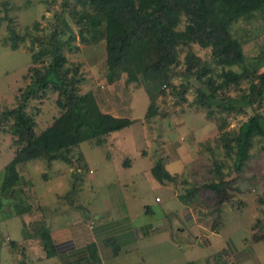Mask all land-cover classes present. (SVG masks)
<instances>
[{
  "label": "rangeland",
  "instance_id": "obj_1",
  "mask_svg": "<svg viewBox=\"0 0 264 264\" xmlns=\"http://www.w3.org/2000/svg\"><path fill=\"white\" fill-rule=\"evenodd\" d=\"M62 0H0V121L2 114L17 105L21 93L33 83L35 79L34 64L31 54L38 51L40 45L35 37L45 34L54 19V10L60 8ZM74 9L81 10L82 6L76 0L71 1ZM66 22L69 29L64 35L75 33V40H70L63 48L67 58L65 68L71 75L76 71L78 80V92L80 94L90 92L100 110L112 111L117 114L132 111V115L139 119L131 127H126L116 133L119 141L126 143L132 151L141 152L146 143L149 152H152V142L157 138L165 140L166 136L183 142L184 156L192 157L188 165L193 171L194 183L199 186L198 201L204 207L201 214L211 221L219 220L221 212L238 214L235 220L240 224L247 220L258 226V237L264 236V150L259 137H254L249 148L250 157L241 171L232 170V160L225 156L221 147H216L213 138L216 135V118L223 117L227 129H234L251 113L250 107H245L243 112L223 110L217 106L205 107L199 105V93L209 92L208 78L219 82L218 73L221 67L212 61L209 47H201L191 43L187 47L178 50V62L172 64L169 71V81L163 84L159 81L143 77L140 74L132 75L130 70H122L118 78L110 81V74L105 65V42L98 36L96 42H81L79 39L78 22L76 16L66 14ZM184 26L183 21L178 26ZM231 33L240 43L245 55L243 63L226 66L237 72L250 68L264 53V8L256 11L247 18H239L232 22ZM19 36L17 48L11 46V33ZM190 50L208 63L212 69L201 77L186 70L185 55ZM38 63L36 64V66ZM260 68H263L261 65ZM127 79L128 82H127ZM249 80L243 79L238 85H230L219 95L240 97L248 92ZM57 92L49 87L41 92L40 98L30 99L26 110L35 119L34 130L39 133L57 127L56 117L60 109L55 104ZM153 101V102H152ZM153 104L155 117H146L148 106ZM260 110L264 113V100ZM12 122H4L7 126ZM3 123V122H2ZM10 130L0 132V264H16L23 259L18 256L17 248L21 244L9 245L8 238L20 240L23 238L25 221L30 224L39 220L34 213L22 211L25 205L32 207L34 202L29 200L28 191L32 189L42 195V201L55 204L53 193L65 191L69 186L68 174H59L60 168H68L61 160H54L52 166L47 167L43 158L31 160L27 166L21 164L19 171L30 179L31 185L25 189L16 187L12 195L10 190H3V168L15 154L17 145ZM189 146V148H188ZM210 146L213 147L211 152ZM81 150L87 157V164L98 168L103 162L102 151L99 147H93L88 141H83ZM185 147V148H184ZM186 149V150H185ZM146 150V149H145ZM73 152V163H77L79 153ZM133 158L135 153L127 154ZM127 158V157H126ZM75 166V165H73ZM217 166L225 174L228 185L225 186V199L217 204L215 192L210 190L220 179L215 171ZM188 171V170H187ZM87 175V169H84ZM139 188L144 192L146 185L140 180ZM23 189V190H22ZM27 192V193H26ZM25 196H24V195ZM156 194L162 195L157 192ZM28 199L24 202L22 197ZM163 196V195H162ZM200 198V199H199ZM36 202V200H35ZM17 203V204H16ZM31 203V204H30ZM241 213V214H240ZM13 247L16 251H13ZM18 257V258H17Z\"/></svg>",
  "mask_w": 264,
  "mask_h": 264
},
{
  "label": "trees",
  "instance_id": "obj_2",
  "mask_svg": "<svg viewBox=\"0 0 264 264\" xmlns=\"http://www.w3.org/2000/svg\"><path fill=\"white\" fill-rule=\"evenodd\" d=\"M71 1L62 0L60 8L54 10L50 29L35 37L40 48L31 54L34 65L29 67L33 69L35 79L21 93L17 105L2 114L0 132L10 130L18 146L12 159L4 165L3 190L17 184L21 164L37 158H43L47 166L53 160L74 164L72 151L81 142L100 145L111 132L133 123L129 118L102 112L90 92H78L76 71L69 75L65 68L67 58L63 48L76 38L72 33L64 39L70 30L66 14L76 16L81 42H96L98 36L104 40L105 65L110 81L127 69L134 76L140 74L167 84L168 71L172 64L178 62L179 49L191 43L209 47L212 61L221 67L218 73L221 79L215 82L208 78L209 92L199 93V105L217 106L234 112H243L245 107L252 110L234 129H227L224 118L217 117L213 138L215 146L221 147L224 155L232 160L234 172L241 171L250 157L249 148L254 137H259L264 150V113L260 110L264 100V53L242 72L225 68L245 60L240 41L231 33L232 22L263 9L264 0H76L82 6L81 10L74 9ZM183 17L184 26L179 29ZM18 38L17 34L11 33L13 48H17ZM184 62L186 70L198 77L212 71L206 61L190 50ZM243 79L249 80V87L248 92L240 97L218 94L230 85H238ZM49 87L57 92L55 104L61 110L56 117L57 127L36 133L35 119L26 110V105L30 99L40 98L41 92ZM155 115V108L150 103L146 117ZM8 118L12 122L5 126ZM212 148L210 146L211 152L214 151ZM77 152L78 164L82 168L81 153ZM151 171L160 182L176 181L160 160L154 163ZM215 171L220 179L210 190L215 192L217 204H221L226 193L223 189L229 183L219 166ZM189 183V187L179 188L183 199H192L198 194L197 183ZM36 222L26 227V231L30 236L38 235L47 256H51L53 243L48 232ZM214 225L217 226V220Z\"/></svg>",
  "mask_w": 264,
  "mask_h": 264
},
{
  "label": "crops",
  "instance_id": "obj_3",
  "mask_svg": "<svg viewBox=\"0 0 264 264\" xmlns=\"http://www.w3.org/2000/svg\"><path fill=\"white\" fill-rule=\"evenodd\" d=\"M103 112L133 123L140 119L129 108L120 114ZM119 131L111 132L100 145L88 141L103 152L98 168L87 164L82 142L75 149L81 153L82 168L78 162L61 160L68 168H60L59 174L69 172L70 181L64 192L53 193L55 204L42 201L33 187L28 191L35 209L26 204L22 211L39 215L34 222L48 232L53 254L47 256L39 236L28 235L25 226L23 238H8L9 245H22L17 251L23 259L16 264H264V236H257L258 226L252 221L229 224L239 213L223 210L215 226L201 214L199 194L192 199L180 197L179 188L189 187L194 174L188 166L193 159L184 156V143L178 137L157 138L150 146L152 152L147 143L141 152H134L117 140ZM133 153L132 159L127 156ZM159 160L176 181L160 182L153 175L151 168ZM140 180L146 185L144 192ZM29 183L19 172L8 196Z\"/></svg>",
  "mask_w": 264,
  "mask_h": 264
}]
</instances>
